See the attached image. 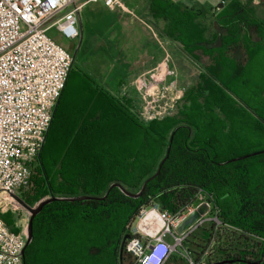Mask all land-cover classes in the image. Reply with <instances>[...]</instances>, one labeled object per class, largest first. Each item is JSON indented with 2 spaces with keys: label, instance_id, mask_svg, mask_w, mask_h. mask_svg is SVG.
Instances as JSON below:
<instances>
[{
  "label": "trees",
  "instance_id": "obj_1",
  "mask_svg": "<svg viewBox=\"0 0 264 264\" xmlns=\"http://www.w3.org/2000/svg\"><path fill=\"white\" fill-rule=\"evenodd\" d=\"M149 10L190 56L199 82L174 115L145 121L74 62L38 165L17 195L29 206L52 195L97 198L46 204L33 219L25 264H120L142 207L175 213L200 191L221 221L216 235L212 222L205 232L216 254L207 264H264V152L233 160L264 150V3L230 0L203 17L172 0H150ZM162 160L139 197L110 189L138 193ZM0 217L20 231L11 213ZM123 262H134L126 248Z\"/></svg>",
  "mask_w": 264,
  "mask_h": 264
},
{
  "label": "built area",
  "instance_id": "obj_2",
  "mask_svg": "<svg viewBox=\"0 0 264 264\" xmlns=\"http://www.w3.org/2000/svg\"><path fill=\"white\" fill-rule=\"evenodd\" d=\"M103 2L110 8H124L122 0H0V212L25 208L14 195L26 185L34 163L46 142L58 100L66 87L75 58L49 35L55 28L68 40L81 36L79 20L83 8ZM222 4H226L222 0ZM166 68L160 63L154 90L143 94L141 117L145 121L163 119L177 108L183 91L176 83H163ZM209 212L182 233L175 227L199 205ZM221 221L213 212L211 196L198 192L194 202L172 213L159 203L142 207L139 221L125 248L132 264H166L176 248L205 222ZM173 237V242L166 239ZM28 227L14 232L0 217V264H25L23 250ZM183 256L194 261L190 251Z\"/></svg>",
  "mask_w": 264,
  "mask_h": 264
},
{
  "label": "rangeland",
  "instance_id": "obj_3",
  "mask_svg": "<svg viewBox=\"0 0 264 264\" xmlns=\"http://www.w3.org/2000/svg\"><path fill=\"white\" fill-rule=\"evenodd\" d=\"M124 2V8L115 7L110 8L103 4V2L90 3L87 4L80 13L82 29V38L79 40H68L62 36L55 28L49 30V35L67 50L74 53L77 49L75 62L76 65L84 69L85 71L92 74L97 80H99L103 85V77H114L116 73H121L123 70V62L125 58H128V53L123 50V29L130 21L129 17H133L134 13H137V8L147 7L149 8L150 0H122ZM175 3H185L187 6L195 9H202L203 12H212L218 8L222 0H172ZM227 2V0H225ZM264 3V0H261ZM177 3V4H178ZM121 9V10H120ZM122 11V14H121ZM215 12H217L215 10ZM124 13V14H123ZM130 15V16H129ZM132 15V16H131ZM149 23L153 24L152 19H148L146 16L141 15ZM136 23H139L136 20ZM112 31H115L112 33ZM131 48V47H130ZM133 48V47H132ZM135 50V49H133ZM132 50V51H133ZM131 52V51H130ZM178 61V59H176ZM195 65V64H194ZM175 76L179 78L177 82V87L182 90L183 93L185 89L190 87L192 89L199 82L198 69L193 71L187 70L181 63H177ZM193 67V66H192ZM169 76L171 74L169 73ZM170 78V77H169ZM174 80V79H173ZM170 81L171 78H170ZM168 83H170L168 81ZM105 86V85H104ZM195 89V88H194ZM177 106L171 115H174L178 107ZM37 161L34 163V169L37 167ZM17 194V193H16ZM1 213V212H0ZM5 214L11 213L15 219L14 227L19 228V230L26 229L28 227L30 212L26 209L12 210L8 209L3 212ZM139 221V214L137 218L131 223V229H134L137 222ZM214 223V222H213ZM213 234L216 235V231L220 226V223H214ZM211 226V222L207 221L205 224L197 231L195 235H191L189 240L185 241L183 247L176 248L172 253V257L169 258L166 264H188L187 259L183 256L186 252L193 250L197 254L204 249V255H199L201 260L207 263V256H209L213 251L212 258H215V241L208 243L205 240V232H208ZM215 237V236H214ZM166 239L169 242H173V237L167 235ZM190 248V249H189ZM179 256H178V255ZM191 258L195 260L194 253L192 252ZM213 262H216L215 260Z\"/></svg>",
  "mask_w": 264,
  "mask_h": 264
},
{
  "label": "crops",
  "instance_id": "obj_4",
  "mask_svg": "<svg viewBox=\"0 0 264 264\" xmlns=\"http://www.w3.org/2000/svg\"><path fill=\"white\" fill-rule=\"evenodd\" d=\"M229 1L230 0H227L226 4L229 3ZM254 1L256 3H262L261 0ZM178 4L182 8L199 11L202 17L207 13H211H205L202 9L191 8L185 3ZM215 10L218 11V8ZM215 10L212 12H215ZM137 11L138 12L134 13L133 17H129V23L122 30L124 33L122 37V49L128 53V58H125L123 62L124 67L122 72L116 73L114 77L105 76L102 81L114 95L130 101L133 110L141 116L144 104V92L147 89L152 91L157 88L156 85H151L154 83L155 73L160 63H164L166 66L164 69L166 73L163 78V83L165 82V84L169 81L177 85L179 78L175 76L176 71L174 70L177 63H181L189 72L191 70L195 71L197 68L190 56L182 49V45L172 41L162 33L161 29L166 24L164 20H156L147 7L137 8ZM141 15L146 16L148 19H152L153 24L146 21ZM136 20H138L139 23H136ZM80 25L81 17L79 20V27ZM80 32L82 35L81 28ZM113 32L115 31H112V33ZM176 59H178V61ZM169 73L171 76H169ZM169 77L172 81H170Z\"/></svg>",
  "mask_w": 264,
  "mask_h": 264
},
{
  "label": "water",
  "instance_id": "obj_5",
  "mask_svg": "<svg viewBox=\"0 0 264 264\" xmlns=\"http://www.w3.org/2000/svg\"><path fill=\"white\" fill-rule=\"evenodd\" d=\"M78 49V48H77ZM77 49L76 51L73 53L74 55V58H76V53H77ZM264 152V150H259V151H255L253 153H250V154H246L244 156H241L239 158H235L233 160H236V159H241V158H245V157H248V156H251V155H256V154H259V153H262ZM165 160V159H164ZM164 160H162V162L160 163L159 165V168L157 170V172L152 175L149 179H147L142 187V189L138 192V193H132L130 191H128L127 189H125L124 187H122L119 183H113L111 186H110V189L117 186V187H121V189L123 190V192L129 196H133V197H139L141 194H142V191L144 190L146 184L148 183V181L150 179H152L154 176H156L159 172H160V169L164 163ZM109 189V190H110ZM108 190V192H109ZM107 192V194H108ZM106 194V195H107ZM16 198H18L22 204L24 205V207L30 212V217H29V222H28V237H27V242H26V245H25V248L23 250V256H25V250H26V247L28 246V244L31 242L32 238H33V219L34 217L42 210V208L48 204L49 202H52L53 200H56V199H67V200H71V201H74V200H84V199H93V198H97V197H94V196H91V195H77V196H72V197H57L55 195H52L50 198H47L45 200H43L41 203H39L37 206H29L27 204H25L17 194L14 195ZM103 198V197H102ZM209 212V206L204 203V204H201L199 205L194 211H192L191 213H189L186 217H184V219L175 227V230L178 232V233H182L184 232L185 230H187L192 224H194L198 219H200L204 214L208 213ZM131 234L130 233H126L122 239V242H121V247H120V264H124L123 262V255H124V249H125V245L127 243V241L131 238ZM225 262H230L232 263L233 260H222V261H216V262H212L210 264H223ZM254 264H257L256 262H254Z\"/></svg>",
  "mask_w": 264,
  "mask_h": 264
}]
</instances>
